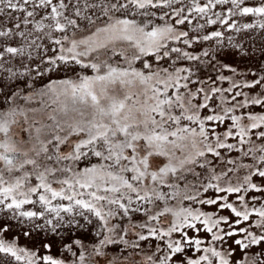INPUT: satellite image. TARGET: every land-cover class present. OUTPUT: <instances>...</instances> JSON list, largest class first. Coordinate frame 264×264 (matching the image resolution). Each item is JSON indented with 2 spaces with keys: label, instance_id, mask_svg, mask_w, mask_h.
<instances>
[{
  "label": "snow or ice",
  "instance_id": "obj_1",
  "mask_svg": "<svg viewBox=\"0 0 264 264\" xmlns=\"http://www.w3.org/2000/svg\"><path fill=\"white\" fill-rule=\"evenodd\" d=\"M0 264H264V0H0Z\"/></svg>",
  "mask_w": 264,
  "mask_h": 264
}]
</instances>
